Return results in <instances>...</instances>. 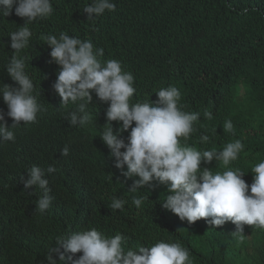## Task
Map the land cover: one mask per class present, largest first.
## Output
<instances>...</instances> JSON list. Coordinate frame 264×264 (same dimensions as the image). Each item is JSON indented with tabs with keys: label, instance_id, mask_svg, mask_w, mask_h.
Returning a JSON list of instances; mask_svg holds the SVG:
<instances>
[{
	"label": "trees",
	"instance_id": "1",
	"mask_svg": "<svg viewBox=\"0 0 264 264\" xmlns=\"http://www.w3.org/2000/svg\"><path fill=\"white\" fill-rule=\"evenodd\" d=\"M113 2L115 11L87 21L83 8L92 0H52V15L29 25L33 35L20 56L44 111L35 123L21 122L13 129L14 141L0 143V264H46L45 255L57 236L91 228L109 237L123 234L125 250L179 242L189 250L191 264H264V230L245 225L246 237L238 243L231 236L236 230L231 222L220 228L204 219L189 224L163 209L168 194L164 185L153 182L138 193L129 192L133 181L114 167L99 136L108 104L91 93L90 123L70 126L65 116L76 106H62L53 91L60 68L50 63L51 48L40 39L42 34L58 38L64 32L103 49L102 62L120 61L135 77L130 104L155 102L158 90L176 86L181 109L200 113L187 145L221 151L240 140L244 151L229 167L244 172L243 179L251 185V168L264 160V0ZM23 24L14 8L12 15L0 17V82L13 87L17 85L4 69L13 52L8 35ZM0 110L7 113L2 98ZM205 112L212 113V119H205ZM5 120L10 127L11 118L5 115ZM227 120L233 124L231 131L223 128ZM112 123L115 131L119 125ZM128 134L122 133L125 142ZM202 135L209 141L201 143ZM65 146L66 157L61 155ZM34 165L57 169L45 177L53 200L43 214L35 211L41 190H26L21 181ZM205 167L213 173L226 170L216 161L202 162ZM134 195L148 197L139 209L132 204ZM112 197L126 201L123 211L109 208Z\"/></svg>",
	"mask_w": 264,
	"mask_h": 264
},
{
	"label": "clouds",
	"instance_id": "2",
	"mask_svg": "<svg viewBox=\"0 0 264 264\" xmlns=\"http://www.w3.org/2000/svg\"><path fill=\"white\" fill-rule=\"evenodd\" d=\"M13 8L24 24L8 35L13 52L4 69L17 87L0 82V98L7 106L6 114L0 110V143L14 141L13 129L21 122L35 123L38 113L44 111L33 94L35 85L25 70V59L20 53L29 47L33 35L29 25L38 19L49 18L54 11L52 0H0V17L12 15ZM106 10H116L113 0H92L83 8V13L87 14V21H94ZM40 39L51 48L50 63L60 68L52 85L53 91L61 98L62 106L69 103L76 106L65 116L70 126L90 123L91 113L87 109L93 102L91 93L94 92L101 103L108 104L107 122L99 136L109 149L110 158H114V167L121 170L123 177L133 181L129 192L138 193L146 186L151 187L153 182L164 185L168 194L161 203L163 209L189 224L204 219L214 228H220L231 222L236 229L231 236L238 243L246 237L245 225L264 230V160L251 168L253 182L248 185L243 179L244 172L229 167L244 151L240 140L227 143L221 151H200L187 145L200 113L181 109V93L176 86L158 90L155 102L130 104L136 91L135 77L122 69L120 61L102 62L103 49L95 48L90 40H81L64 32L58 38L42 34ZM5 115L13 121L10 127ZM203 115L205 119H212L210 112ZM112 122L119 125L115 131ZM223 128L231 131V120L225 121ZM124 132L129 133L127 142L121 138ZM181 138L185 141L183 146ZM208 141L209 136L200 137L201 143ZM61 155H69L67 146ZM213 161L226 170L213 173L212 169L201 168L202 162L211 164ZM56 171L51 165L46 170L34 165L27 171L28 179L21 176L26 190H41L35 203L36 212L43 214L52 203L49 180L45 177ZM146 199L148 197L134 195L132 204L139 209ZM125 203L112 197L109 208L123 211ZM126 242L127 238L121 233L109 237L96 228L77 231L57 236L45 261L46 264H191L189 250L179 242L159 241L151 247L125 250L122 244ZM77 253L81 255L74 260Z\"/></svg>",
	"mask_w": 264,
	"mask_h": 264
}]
</instances>
